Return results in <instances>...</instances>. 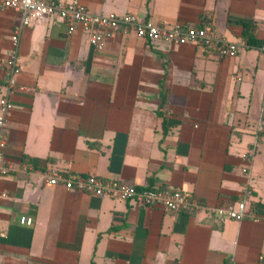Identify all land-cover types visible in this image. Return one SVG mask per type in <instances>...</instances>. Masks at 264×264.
<instances>
[{"label":"crops","instance_id":"0c3cea01","mask_svg":"<svg viewBox=\"0 0 264 264\" xmlns=\"http://www.w3.org/2000/svg\"><path fill=\"white\" fill-rule=\"evenodd\" d=\"M79 2L94 15L200 27L237 53L134 32L98 49L56 17L23 28L0 264H264V0ZM21 17L0 8V96ZM53 171L178 189L207 209L168 212L67 190L47 183ZM248 184L256 220L215 216Z\"/></svg>","mask_w":264,"mask_h":264},{"label":"built area","instance_id":"2783aa9c","mask_svg":"<svg viewBox=\"0 0 264 264\" xmlns=\"http://www.w3.org/2000/svg\"><path fill=\"white\" fill-rule=\"evenodd\" d=\"M0 8L12 9L21 14V26L11 35V52L5 62L8 70V80L5 92L0 96V185L11 167L7 164L4 149L7 146L5 130L10 113L13 109L12 95L17 87V76L21 71L19 49L23 28L31 27L37 21L48 17H56L65 22L68 33L74 34L81 29L89 37L90 42L98 49H103L108 41L118 34L129 35L134 32L142 40H164L174 45H193L204 48L218 47L229 57L237 53L236 46L226 41H219L206 29L184 27L176 24L165 26L151 21H143L134 14L94 15L89 13L79 0H0ZM264 51V45L262 47ZM247 173L248 170L244 169ZM49 185H62L67 190H78L97 197H112L139 206L161 208L168 212L194 213L206 210L197 198L182 191L169 188H143L125 182L103 179L97 176H83L53 171L47 178ZM245 198L219 206L213 210L221 220L242 221L256 220L251 212L248 197L251 196L249 184L245 187ZM6 193L0 189V203L6 198Z\"/></svg>","mask_w":264,"mask_h":264},{"label":"trees","instance_id":"16d2710c","mask_svg":"<svg viewBox=\"0 0 264 264\" xmlns=\"http://www.w3.org/2000/svg\"><path fill=\"white\" fill-rule=\"evenodd\" d=\"M196 29H201L200 27H197ZM167 96H168V92L166 93H162V96H161V99H162V103L161 105L159 106L158 108V115L163 117L164 118V126L166 127V118H165V112H164V108L165 106L167 105ZM173 190H176V191H182V190H178V189H173ZM183 192V191H182ZM237 201H240V200H236V201H232V202H237ZM228 204V203H227Z\"/></svg>","mask_w":264,"mask_h":264}]
</instances>
